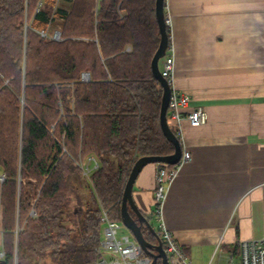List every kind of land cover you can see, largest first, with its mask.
<instances>
[{
  "label": "trees",
  "instance_id": "obj_1",
  "mask_svg": "<svg viewBox=\"0 0 264 264\" xmlns=\"http://www.w3.org/2000/svg\"><path fill=\"white\" fill-rule=\"evenodd\" d=\"M160 39L156 0H0V264H97L102 209L121 220L134 162L175 150L151 66ZM74 173L90 197L69 217Z\"/></svg>",
  "mask_w": 264,
  "mask_h": 264
},
{
  "label": "crops",
  "instance_id": "obj_2",
  "mask_svg": "<svg viewBox=\"0 0 264 264\" xmlns=\"http://www.w3.org/2000/svg\"><path fill=\"white\" fill-rule=\"evenodd\" d=\"M165 12L173 86L190 96L181 127L192 157L169 186L162 221L158 163L142 168L133 197L156 217V229L162 222L174 233L192 264H223L241 239L264 234V0H165ZM198 106L207 120L192 126L187 114Z\"/></svg>",
  "mask_w": 264,
  "mask_h": 264
},
{
  "label": "built area",
  "instance_id": "obj_3",
  "mask_svg": "<svg viewBox=\"0 0 264 264\" xmlns=\"http://www.w3.org/2000/svg\"><path fill=\"white\" fill-rule=\"evenodd\" d=\"M172 19L166 16L167 27L170 28ZM57 31L54 38L59 37ZM44 34V33H43ZM172 46L170 47V50ZM167 52L164 57L161 73L171 85L172 91L167 111V119L173 130L177 131L182 144V113L183 108L189 104L190 96L173 86L175 74L174 54ZM187 118L192 126H198L207 120V113L203 107H195L188 112ZM183 147L180 160L175 164L158 163L156 172L155 205L156 212L162 221V206L166 198L172 180L178 175L183 163L191 159L192 153ZM93 163V165H90ZM99 163L94 156H89L87 161L82 162L84 175L89 178L92 170L97 168ZM4 179V175L0 178ZM102 238L96 246L98 253L97 264H151L152 257L144 252L142 246L125 226L122 220L110 218L108 209H102ZM126 229L127 231H124ZM159 235L167 252L171 264H192L183 247L177 241L174 233L164 224L159 225ZM241 264H264V234L261 237L241 239L239 241V252ZM3 255V252H2Z\"/></svg>",
  "mask_w": 264,
  "mask_h": 264
},
{
  "label": "water",
  "instance_id": "obj_4",
  "mask_svg": "<svg viewBox=\"0 0 264 264\" xmlns=\"http://www.w3.org/2000/svg\"><path fill=\"white\" fill-rule=\"evenodd\" d=\"M156 17L159 23L161 39L159 46L152 58L151 66L154 75L160 81L163 87V94L160 109V123L165 136L174 143L175 150L167 155H145L140 156L133 164L129 175L126 179L121 197V220L125 226L136 237L144 252L152 257L151 264H156L158 258L162 260V264H171L167 252L163 246L159 232L151 223L150 219L138 208L133 197V186L136 178L142 168L151 162L155 163H177L183 153V147L177 134L168 123L167 111L171 96V85L165 76L162 75L159 66V60L163 57L168 49L169 38L166 24L165 0H156ZM89 73L83 75V78H89ZM144 228L152 232L156 238V242H152L145 237Z\"/></svg>",
  "mask_w": 264,
  "mask_h": 264
},
{
  "label": "rangeland",
  "instance_id": "obj_5",
  "mask_svg": "<svg viewBox=\"0 0 264 264\" xmlns=\"http://www.w3.org/2000/svg\"><path fill=\"white\" fill-rule=\"evenodd\" d=\"M40 4L41 3L39 2V5ZM69 7H70V4L67 3L66 8H69ZM57 31L59 32L58 33L59 37H57L56 39H60L61 31L59 28H57L55 26H51L49 28L48 36L53 38ZM87 159H86V161H87ZM153 163H155V162H153ZM90 165H93V163H91ZM2 175H4V173H3L2 168L0 167V178L2 177ZM85 181H86V179L83 180V178L79 175V173H74L69 180L70 199H69L68 211H67L70 213L69 217H71L73 215V211L78 208V205H80V204L85 205L84 204L85 201L90 197L89 189L85 185ZM79 195H80V200L78 199ZM150 221L154 225L155 228L158 227V221H157L156 217H152L150 219ZM124 231H127V230L124 229ZM222 263L223 264H241V258L239 256V254L235 255V254H231V252H228L227 257L223 260Z\"/></svg>",
  "mask_w": 264,
  "mask_h": 264
},
{
  "label": "flooded vegetation",
  "instance_id": "obj_6",
  "mask_svg": "<svg viewBox=\"0 0 264 264\" xmlns=\"http://www.w3.org/2000/svg\"><path fill=\"white\" fill-rule=\"evenodd\" d=\"M145 237H146L148 240H150V239L148 238L147 234H145ZM150 241H152V240H150ZM152 242H155V241H152Z\"/></svg>",
  "mask_w": 264,
  "mask_h": 264
}]
</instances>
